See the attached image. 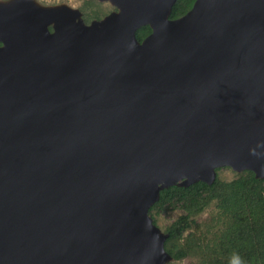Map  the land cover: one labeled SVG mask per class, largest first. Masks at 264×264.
<instances>
[{
  "label": "water",
  "instance_id": "obj_1",
  "mask_svg": "<svg viewBox=\"0 0 264 264\" xmlns=\"http://www.w3.org/2000/svg\"><path fill=\"white\" fill-rule=\"evenodd\" d=\"M97 1L0 0V264H165L160 190L264 178V0Z\"/></svg>",
  "mask_w": 264,
  "mask_h": 264
},
{
  "label": "trees",
  "instance_id": "obj_2",
  "mask_svg": "<svg viewBox=\"0 0 264 264\" xmlns=\"http://www.w3.org/2000/svg\"><path fill=\"white\" fill-rule=\"evenodd\" d=\"M193 1L176 0L169 17L184 14ZM150 31L148 25L140 26L135 32L136 38L142 40ZM213 199L221 209L227 228L220 236L209 239L201 235L196 224L195 230L180 241L185 229L191 227L193 218L189 217L201 212ZM177 206L186 213L166 228L168 235L164 241V248L172 259L196 254L199 259L195 264H264V178H256L253 171L244 170L227 182L216 178L210 184L199 180L187 186L171 185L160 190L149 215L156 207ZM213 220L217 222L216 217ZM211 228L210 224L207 231Z\"/></svg>",
  "mask_w": 264,
  "mask_h": 264
},
{
  "label": "rangeland",
  "instance_id": "obj_3",
  "mask_svg": "<svg viewBox=\"0 0 264 264\" xmlns=\"http://www.w3.org/2000/svg\"><path fill=\"white\" fill-rule=\"evenodd\" d=\"M44 4H55L64 2L72 7H77L82 12V17L84 22L89 23L92 19H99L107 14L113 6H111L108 2H100L97 0H39ZM243 171H235L229 166H219L215 169V179H219L221 181H231L236 179L239 174ZM150 216L152 217L155 224L163 231H166V228L170 226L174 221L178 219L179 216L185 214L186 211L180 207H171V208H154L150 212ZM216 217L217 222L213 219ZM193 218L191 222V227L185 229L183 232L180 241L186 237L189 232H193L195 230L196 224H198L200 231L202 232V236L204 235L206 238L212 239L220 236L222 231L227 228V222L221 213V209L217 206L216 200H211L207 203L204 209L189 217ZM211 224V231H207V228ZM179 242V241H178ZM204 243V242H203ZM216 246L219 245L216 243ZM199 257L196 254H190L180 259H171L166 263L171 262V264H195L198 261ZM165 263V264H166Z\"/></svg>",
  "mask_w": 264,
  "mask_h": 264
},
{
  "label": "flooded vegetation",
  "instance_id": "obj_4",
  "mask_svg": "<svg viewBox=\"0 0 264 264\" xmlns=\"http://www.w3.org/2000/svg\"><path fill=\"white\" fill-rule=\"evenodd\" d=\"M39 2H40V1H39ZM41 3H42V2H41ZM60 3H64V2H60ZM60 3H55V4H60ZM43 4H44V3H43ZM112 10H115V8L113 7L110 11H112ZM110 11H109V12H110ZM109 12H108V13H109ZM108 13H107V14H108ZM105 15H106V14H105ZM50 29H51V27H50ZM146 35H147V34H146ZM146 35H145V36H146Z\"/></svg>",
  "mask_w": 264,
  "mask_h": 264
}]
</instances>
